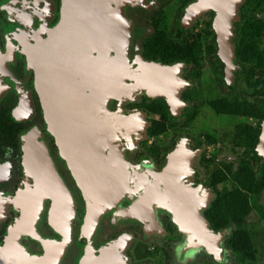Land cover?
I'll list each match as a JSON object with an SVG mask.
<instances>
[{
	"label": "flooded vegetation",
	"instance_id": "obj_1",
	"mask_svg": "<svg viewBox=\"0 0 264 264\" xmlns=\"http://www.w3.org/2000/svg\"><path fill=\"white\" fill-rule=\"evenodd\" d=\"M60 12L61 0H0V264L214 258L204 248H185V232L158 197L169 191L167 180L179 182L173 194L181 206V188L195 189L198 198L212 194L201 210L212 229L207 208L232 186L226 166L237 172L241 164L264 163L251 159L264 157V147L255 152L262 142L247 141L252 134L263 137L264 0H130L124 6L128 75L107 108L95 113L114 127V143L88 147L83 168L74 167L73 153L49 131L35 82L37 45ZM149 65L169 72L146 73ZM224 147L234 150V160L218 157ZM97 148L120 162L129 190L117 200L84 191L81 172L89 169L83 173L88 180L105 175L93 173ZM244 151L251 152L248 158Z\"/></svg>",
	"mask_w": 264,
	"mask_h": 264
},
{
	"label": "water",
	"instance_id": "obj_2",
	"mask_svg": "<svg viewBox=\"0 0 264 264\" xmlns=\"http://www.w3.org/2000/svg\"><path fill=\"white\" fill-rule=\"evenodd\" d=\"M129 1L61 0L57 23L48 38L37 45L40 49L34 56L37 64L35 82L48 129L65 151L73 153L71 158L75 162L74 167L83 168V163L90 158L89 155L84 156V153L89 151L88 147H92L93 143H114V127L110 122L99 120L95 113L107 108L108 99L124 85L128 75L129 63L125 50L130 28L124 6ZM157 71L167 73L169 68L160 65L145 67L146 73ZM125 122L130 128L137 127L135 122ZM106 126L102 131V127ZM96 152L98 157L94 165L97 171L93 173L102 176L104 172L103 178H106L83 179L90 174L86 167L87 171L81 172L84 191L106 195L110 201L117 200L129 190L120 173V162L117 158L107 160L99 154V148ZM178 158L177 154L170 157L167 167L169 174H174ZM83 173L87 176H83ZM167 182L170 187L166 190L169 191L158 198L162 200V206L174 213L176 221L185 232V248H190L189 252L192 253L204 248L214 259L223 260L226 250L220 243L228 231H214L201 214L212 194L198 198L195 189L181 188L185 201L181 206L175 200L178 195L173 194V189L180 190L179 182ZM58 200L61 206L65 203L62 194H59Z\"/></svg>",
	"mask_w": 264,
	"mask_h": 264
},
{
	"label": "trees",
	"instance_id": "obj_3",
	"mask_svg": "<svg viewBox=\"0 0 264 264\" xmlns=\"http://www.w3.org/2000/svg\"><path fill=\"white\" fill-rule=\"evenodd\" d=\"M159 130L156 126L151 129V133L156 134ZM257 140H260L262 144L256 148L255 152H262L264 147L262 132L260 135L252 134L247 141L252 146ZM226 168L233 180L232 186L229 190L225 189L224 192L216 194L206 214L212 229L219 231L227 228L229 230L224 241L225 246L235 254L238 260L236 264H242L246 260H255V232L248 228V223L251 225L258 220L264 221V203L256 199V195L264 189V163L257 166L256 171L248 163L241 164L237 172L232 171L231 165H227ZM214 174L220 175L218 172ZM222 179H227V175L220 177V180ZM252 212L255 216L249 221Z\"/></svg>",
	"mask_w": 264,
	"mask_h": 264
},
{
	"label": "rangeland",
	"instance_id": "obj_4",
	"mask_svg": "<svg viewBox=\"0 0 264 264\" xmlns=\"http://www.w3.org/2000/svg\"><path fill=\"white\" fill-rule=\"evenodd\" d=\"M126 53H127V49L125 50V54ZM216 152H217V149L214 148V150L209 151V154L212 157H214V159H215L217 157ZM233 153H234L233 149H230L229 147H224L222 149V152L219 153L218 157H223V158H225L226 161H232L236 157V155ZM245 153H247V154H245ZM250 154H251V152L244 151L241 154V156L245 155L246 158H248ZM251 159H253V161H255L256 163L264 161V157L256 156V155ZM249 161H252V160H249ZM253 166H254L255 171H256L257 166L254 164H253ZM212 167H213V165H212ZM256 199H257V201L264 203V189H262V191L258 195H256ZM253 216H255L254 212L251 213L252 219L250 217L249 221L254 219ZM248 228L251 231L255 232V236H254L255 260H253V261L246 260L242 264H264V221L258 220V221L253 222V224L251 223V225L248 223ZM228 232H229V230H228ZM227 235H228V233H226L224 235V237L220 243L221 247L226 250V255L224 256L223 260L218 261L212 257L204 256L203 254L200 253L198 258L196 260H194V262L191 264H204V263L205 264H236L238 262V260L235 256V254L229 248H227L224 244V241H225ZM187 262H189V261H187Z\"/></svg>",
	"mask_w": 264,
	"mask_h": 264
}]
</instances>
